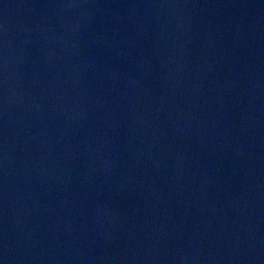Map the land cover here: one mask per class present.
<instances>
[{
    "label": "water",
    "instance_id": "95a60500",
    "mask_svg": "<svg viewBox=\"0 0 264 264\" xmlns=\"http://www.w3.org/2000/svg\"><path fill=\"white\" fill-rule=\"evenodd\" d=\"M0 264H264V0H0Z\"/></svg>",
    "mask_w": 264,
    "mask_h": 264
}]
</instances>
